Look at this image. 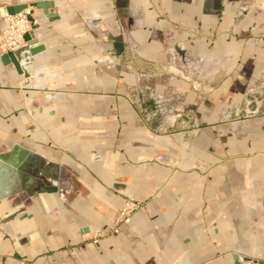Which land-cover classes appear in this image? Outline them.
<instances>
[{
  "label": "crops",
  "instance_id": "0c3cea01",
  "mask_svg": "<svg viewBox=\"0 0 264 264\" xmlns=\"http://www.w3.org/2000/svg\"><path fill=\"white\" fill-rule=\"evenodd\" d=\"M42 2H54L55 21L31 8ZM19 5L42 19L30 74L68 68L77 85L44 101L17 89L23 76L0 61V153L17 144L61 168L59 193L0 201V264L264 261V111L243 135L218 123L227 103L264 85V0H0V31L6 8ZM131 52L155 69L180 67L213 83L196 106L202 127L190 141L207 171L158 161L180 154L143 136L128 90L139 76L104 70L96 59L120 66ZM122 196L142 209L119 233L86 241L108 230Z\"/></svg>",
  "mask_w": 264,
  "mask_h": 264
},
{
  "label": "rangeland",
  "instance_id": "374dc122",
  "mask_svg": "<svg viewBox=\"0 0 264 264\" xmlns=\"http://www.w3.org/2000/svg\"><path fill=\"white\" fill-rule=\"evenodd\" d=\"M32 11L31 14L33 18L36 19V10ZM1 19L4 22V28L0 31V41H12L14 35L17 34V27L8 23L3 15H1ZM41 20L40 18L37 23ZM30 22L32 23L33 20ZM22 45H24L23 38L19 46L21 47ZM8 52L9 51L4 52L0 49V56ZM132 54L131 52L128 57L124 56L120 66L117 65L115 59H109L108 56L107 59H100V57L96 59L97 61H103L102 67H104V70L123 69L129 73H133L135 77L136 75L139 76V81H137L134 86L129 87L128 90L131 102L137 111L138 117L145 125L143 136L147 140L157 144L171 142L176 146L175 148L179 150L180 154L178 158L166 156V160H163V157H161L158 161L167 167L175 168V170L191 173L207 171L208 167L203 166V164H201L190 152V141L199 134L202 127V121L196 114V106L199 102L206 100L207 90H209L213 83H210V81L207 80L208 78L201 77L194 72L186 74V71L180 67L155 69L145 62L134 60ZM7 67H11V70H15L13 66H6L3 68ZM172 69H176L178 72L175 73ZM54 70L62 80H52L51 83L49 80H46L48 79L47 73ZM31 73L32 74L29 75L28 78H24L17 83V89L20 91L37 92L44 101H56V98L63 94L61 90L62 86L77 85L76 77L71 76V72L68 68H36L31 71ZM176 80L178 82H174ZM41 81L43 83H40ZM181 81L183 83H181ZM185 83L188 85L187 88L186 85H184ZM156 85L160 86V94H156ZM189 92L195 94L194 100L185 103L184 98ZM222 111L223 112L219 114L218 123L221 125L232 124L237 127L236 134L243 135L247 132L246 130L249 122L258 118L261 112L264 111V85L247 87L240 102L235 105L227 103ZM128 203H130L131 206L127 207L126 205ZM142 207V202L129 196H122V204L108 230L93 232L86 238V241L96 243L99 239L119 233L121 227L128 224L131 218L139 212ZM123 210L127 213L122 216L121 213ZM245 259L246 261L237 264H257L258 262V260L250 258ZM16 264L30 263L17 260Z\"/></svg>",
  "mask_w": 264,
  "mask_h": 264
},
{
  "label": "water",
  "instance_id": "95a60500",
  "mask_svg": "<svg viewBox=\"0 0 264 264\" xmlns=\"http://www.w3.org/2000/svg\"><path fill=\"white\" fill-rule=\"evenodd\" d=\"M54 2L33 4L31 8L43 10L48 21H55ZM27 9L26 5L9 6L7 15L14 16ZM31 21V19H30ZM32 33L23 36L24 46L14 52L0 56L3 67L13 66L15 71L29 77V68L34 64V57L41 51L36 38ZM61 168L49 163L43 156H39L20 145H13L10 150L0 153V201H7L17 195L24 194L28 197L59 193ZM237 263L246 261L245 258L234 256ZM257 264H264L258 261Z\"/></svg>",
  "mask_w": 264,
  "mask_h": 264
},
{
  "label": "built area",
  "instance_id": "2783aa9c",
  "mask_svg": "<svg viewBox=\"0 0 264 264\" xmlns=\"http://www.w3.org/2000/svg\"><path fill=\"white\" fill-rule=\"evenodd\" d=\"M30 10H32V9H30ZM3 17L5 18L6 21H8V23L15 25V27H17L18 30H17V34L14 35L12 41H4V42L0 41V49L4 52L5 51L14 52L20 48L19 45L21 43L23 36L27 33H32V29L25 28L24 21H26L28 23V26L31 27L34 24H36L35 19L33 18V15L30 14V11L29 12L23 11L19 14L14 15V16H9L5 13V15H3ZM30 19L33 20L32 23L29 21ZM126 206L129 207V206H131V204L128 203ZM125 213H127V212L123 210L121 215L123 216ZM121 215H120V217H121Z\"/></svg>",
  "mask_w": 264,
  "mask_h": 264
},
{
  "label": "bare ground",
  "instance_id": "6f19581e",
  "mask_svg": "<svg viewBox=\"0 0 264 264\" xmlns=\"http://www.w3.org/2000/svg\"><path fill=\"white\" fill-rule=\"evenodd\" d=\"M26 12L28 11V10H25ZM30 11V14L32 13V11L31 10H29ZM28 11V12H29ZM37 14H35L36 15V19H35V22H37L40 18H41V15H39L40 13L39 12H37V11H35ZM24 25H25V28H30V29H32V26L30 27V26H28V23L26 22V21H24ZM26 32V31H25ZM29 75H31L30 74V72H29ZM43 76V75H42ZM41 76V77H42ZM40 77V78H41ZM45 77H46V75H45ZM44 77V78H45ZM47 77H48V79H46V80H49V82H51L52 80L53 81H59L61 78L59 77V75L57 74V72H55V70L54 71H51V72H48L47 73ZM42 80V79H41ZM62 80V79H61ZM48 82V83H49ZM40 83H43L42 81L40 82ZM45 83V82H44ZM52 83V82H51ZM54 83V82H53ZM46 85V84H45ZM148 132V131H147Z\"/></svg>",
  "mask_w": 264,
  "mask_h": 264
}]
</instances>
